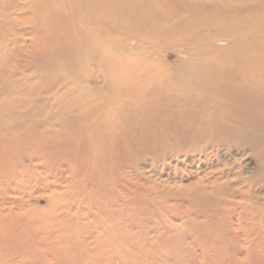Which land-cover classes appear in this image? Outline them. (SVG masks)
<instances>
[{
	"label": "rangeland",
	"instance_id": "1",
	"mask_svg": "<svg viewBox=\"0 0 264 264\" xmlns=\"http://www.w3.org/2000/svg\"><path fill=\"white\" fill-rule=\"evenodd\" d=\"M13 1L21 9L0 0L3 97L11 90L3 81L29 79L38 66L30 65L38 48L27 29L36 23L32 4ZM105 1L110 2L101 5L104 11L116 0ZM126 1L150 5L147 15L155 20L179 22V40L203 38L208 45L224 32L237 46L261 45L264 53V0ZM8 20L14 28L6 25ZM136 20L121 25L142 29L140 36L156 38L158 44L169 41L170 30L159 23L135 27ZM163 32L166 38L158 36ZM202 42L195 47L203 48ZM145 47L127 60L174 65L195 51L152 55L154 48ZM113 144L106 139L90 147L74 144L71 155L42 153L0 170V264H264V226L254 221L255 210L243 206L253 202L257 210L264 209V180L251 182L257 164L245 148H209L190 138L181 144L149 142L136 147V154L122 156ZM210 151L217 155L206 161L203 156ZM229 172H239L242 181L230 176L227 189L215 190Z\"/></svg>",
	"mask_w": 264,
	"mask_h": 264
},
{
	"label": "bare ground",
	"instance_id": "2",
	"mask_svg": "<svg viewBox=\"0 0 264 264\" xmlns=\"http://www.w3.org/2000/svg\"><path fill=\"white\" fill-rule=\"evenodd\" d=\"M10 1L12 8L21 9ZM27 1L24 6L32 4L31 21L36 22L27 29L38 46L30 65L38 66L30 80L2 82L11 90L0 96V170L42 153L48 158L71 155L74 144L96 146L102 139L112 141L117 154L131 156L136 147L149 142L181 144L194 138L205 141L209 148L215 144L245 148L257 164L251 182L264 180L261 45L237 46L223 32L208 45L200 39L204 45L198 49L194 44L200 40L178 39L179 22H167L166 17L155 20L147 15L150 5L139 7L134 1L116 0L105 11L101 5L110 1ZM130 19L139 20L135 27H141V22L151 27L159 23L171 31L169 41L158 44L156 38L140 36V28L125 29L121 22ZM14 24L6 22L12 28ZM158 36L166 38V33ZM145 46L154 48L152 55L195 51L174 65L127 60L138 57ZM219 148L215 149L218 153ZM213 153L206 152L204 159L212 160L217 155ZM225 168H219L221 175ZM226 176L215 190L227 189L230 176L242 181L239 172ZM243 206L256 211L253 219L263 227L264 209L257 210L253 202Z\"/></svg>",
	"mask_w": 264,
	"mask_h": 264
}]
</instances>
